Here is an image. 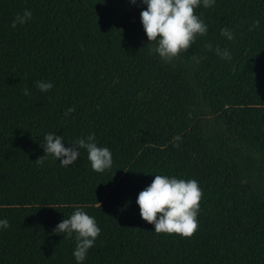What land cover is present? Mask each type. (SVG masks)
Instances as JSON below:
<instances>
[{
	"label": "trees",
	"instance_id": "obj_1",
	"mask_svg": "<svg viewBox=\"0 0 264 264\" xmlns=\"http://www.w3.org/2000/svg\"><path fill=\"white\" fill-rule=\"evenodd\" d=\"M101 2L0 0V264H77L75 235L54 232L75 205L101 230L83 264H264V0L201 5L207 34L171 63L147 47L142 0ZM48 133L66 148L94 135L112 167L86 149L61 166ZM155 175L198 181L193 238L142 220Z\"/></svg>",
	"mask_w": 264,
	"mask_h": 264
},
{
	"label": "clouds",
	"instance_id": "obj_2",
	"mask_svg": "<svg viewBox=\"0 0 264 264\" xmlns=\"http://www.w3.org/2000/svg\"><path fill=\"white\" fill-rule=\"evenodd\" d=\"M131 2L135 4L136 0ZM142 3L147 6L146 10L140 13L141 23L149 41L147 47L163 61L171 63L186 53L196 42L197 37H204L207 34L208 27L196 14V10L201 5L204 8L212 7L215 0H142ZM31 18L32 12L26 10L14 18L11 26L15 28L18 24L24 25ZM258 25L259 22L256 21L253 27ZM221 35L228 40L234 38L228 28L221 29ZM206 47L212 49L211 44ZM216 54L221 59H231L226 49L221 50L217 47ZM193 59L198 58L193 57ZM53 86L52 83L44 81H38L36 84L41 92H48ZM23 95H30L27 88L23 90ZM67 111L71 113L75 109L69 108ZM95 140L94 135H89L87 139L81 138L75 141L73 147L66 148L63 136L48 133L41 146L44 148L45 156L59 160L64 167L78 159L79 149H86L92 170L103 173L112 167V154L107 147H98ZM44 157L36 162L43 163ZM202 199L203 190L195 179L185 180L170 178L167 175H155L151 185L139 193L136 203L142 220L153 225L155 233L191 239L199 231L198 216ZM98 206L101 208L99 203ZM74 207L75 211L69 218L59 223L54 232L66 234V238L75 235L76 246L73 255L77 264H83L101 230L94 217L87 214L79 205ZM8 227V220H0V228Z\"/></svg>",
	"mask_w": 264,
	"mask_h": 264
}]
</instances>
